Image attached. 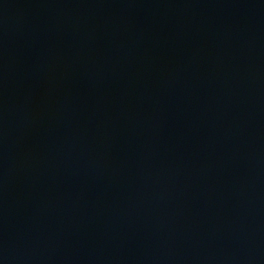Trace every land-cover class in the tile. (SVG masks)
Here are the masks:
<instances>
[{
  "label": "water",
  "instance_id": "95a60500",
  "mask_svg": "<svg viewBox=\"0 0 264 264\" xmlns=\"http://www.w3.org/2000/svg\"><path fill=\"white\" fill-rule=\"evenodd\" d=\"M0 264H264V0H0Z\"/></svg>",
  "mask_w": 264,
  "mask_h": 264
}]
</instances>
